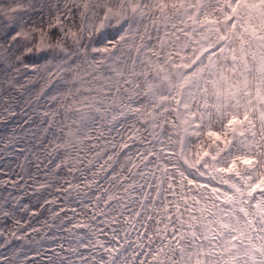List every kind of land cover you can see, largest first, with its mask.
Here are the masks:
<instances>
[{
    "label": "bare ground",
    "instance_id": "6f19581e",
    "mask_svg": "<svg viewBox=\"0 0 264 264\" xmlns=\"http://www.w3.org/2000/svg\"><path fill=\"white\" fill-rule=\"evenodd\" d=\"M184 23L177 30L180 41ZM172 30L169 47L175 43ZM125 34L126 27L121 39ZM35 42L42 45L38 37ZM44 49L48 59L37 73L27 74L33 82L17 109L27 113L15 126L17 139L0 138V179L8 173L16 185L0 186V198L11 193L29 205L27 214L17 205L19 222L9 219L0 228V264H66L69 259L111 264L117 251L119 264H264V200L171 197V147L155 122H165L161 103L172 90V75L181 77V59L173 73L156 76L160 63L151 48V150H146L149 138L127 134L115 118L129 105L146 106L144 93L123 80L100 98L104 79L121 69L122 59L92 46ZM181 53L168 55L169 62ZM182 88L181 79L174 81V89ZM44 136L57 142L53 151L44 152ZM128 140L134 144L126 148ZM41 184L61 199L71 186L76 223L57 222L54 216L38 221L32 215Z\"/></svg>",
    "mask_w": 264,
    "mask_h": 264
},
{
    "label": "rangeland",
    "instance_id": "374dc122",
    "mask_svg": "<svg viewBox=\"0 0 264 264\" xmlns=\"http://www.w3.org/2000/svg\"><path fill=\"white\" fill-rule=\"evenodd\" d=\"M258 1V0H256ZM11 0H6L5 7ZM30 0H23L25 6ZM44 9L22 13L27 31L36 29L40 40L50 41L48 8L59 3L74 14L64 21L70 29L90 33L109 29L115 22H126V34L118 50L111 44L105 54L124 64L103 81L100 98L109 97L123 80L144 93L146 106L129 105L123 115H115L118 125L132 136H146L144 149L151 150V48L158 53L156 76L178 68L171 89L161 105L165 122L155 127L165 134L171 147V197L180 200H264V30L260 40H250L245 22L264 25V13L249 9L253 0H31ZM185 22L180 41L178 27ZM235 25V26H234ZM173 29V30H172ZM174 36V46H168ZM153 35H156L153 36ZM110 39V38H108ZM152 40V42H151ZM41 41V40H40ZM179 55L180 58H165ZM92 51V50H89ZM199 64L194 72H189ZM181 79V91L174 81ZM155 82V78H154ZM211 90H210V87ZM162 101L160 92H155ZM98 98L93 99L97 104ZM46 133V132H45ZM45 153L56 148L50 137L42 138ZM126 141V148L133 145Z\"/></svg>",
    "mask_w": 264,
    "mask_h": 264
},
{
    "label": "snow or ice",
    "instance_id": "6c2138e0",
    "mask_svg": "<svg viewBox=\"0 0 264 264\" xmlns=\"http://www.w3.org/2000/svg\"><path fill=\"white\" fill-rule=\"evenodd\" d=\"M44 9V4L37 8L30 0L27 6L23 0H11L5 7L0 5V138H6L10 143L14 142L15 126L27 113L17 111L22 107L23 93L26 86L32 84V75L40 70L41 62L46 61L49 51L43 48L35 47L36 29L29 33L26 29L28 20L24 19L22 13H32ZM46 15L47 20L40 19L36 23L48 25L51 38L61 35L64 29V21L74 18V14L67 7L63 9L59 3L55 7H49ZM108 38V33L103 31L97 40V44L103 43ZM45 39L43 28H40V40ZM22 77V79H21ZM11 133V134H9ZM5 178L0 179V186L12 184L15 187V181H12L10 174L4 173ZM11 205V207H9ZM17 205L23 209L25 214L29 212V205L21 203L19 198L11 196L0 198V228L5 221L11 219L14 223L17 220ZM36 213L32 211V215Z\"/></svg>",
    "mask_w": 264,
    "mask_h": 264
},
{
    "label": "clouds",
    "instance_id": "9594fccd",
    "mask_svg": "<svg viewBox=\"0 0 264 264\" xmlns=\"http://www.w3.org/2000/svg\"><path fill=\"white\" fill-rule=\"evenodd\" d=\"M127 26L126 22L117 23L115 25L116 29H119L117 34L114 37H111L110 39L105 40L103 43L97 44V40L100 36V33H90L87 30H79V29H70L69 32H63L61 35L51 38L50 37V43L53 45V50L56 49V47L60 48H66L69 50L74 49L77 45L80 47H89L92 46L94 48H106L109 46V44L112 45L113 50H118L119 45L122 43L121 41V35L123 32V29ZM50 31V29L48 30ZM107 31V29H105ZM43 63V61L41 62ZM199 67V64L194 65L192 69H189V72H194L196 68ZM211 90V85L209 86ZM49 93L45 94V98H47V95ZM119 151V150H117ZM112 155H115V153H112ZM60 163V160H57V165ZM113 163H116L113 161ZM103 179V176L100 177ZM107 182V181H105ZM46 183V182H45ZM95 185H93V188ZM71 186H69L66 191L69 192V195H63V198L57 197L54 192L51 191L49 186H45V184H41L40 188L37 189L39 195L37 197V204L33 206L34 212L36 213L38 221L40 219H46L49 216H54L57 220V222H64L69 225L76 223L75 215L76 210L74 207L69 206V196L71 195ZM69 212L73 213V218L69 219ZM54 243V241H53ZM120 255V253L117 251L114 254L111 255V264H119V260L116 259V256ZM66 264H72L71 259H69ZM84 264H88V262H84ZM107 264V262H106Z\"/></svg>",
    "mask_w": 264,
    "mask_h": 264
},
{
    "label": "water",
    "instance_id": "95a60500",
    "mask_svg": "<svg viewBox=\"0 0 264 264\" xmlns=\"http://www.w3.org/2000/svg\"><path fill=\"white\" fill-rule=\"evenodd\" d=\"M117 23H121V22H117ZM117 23L113 24V25H112V28H111V30H112V32H113L114 34L117 33V32L119 31V29H116V28H115V25H116Z\"/></svg>",
    "mask_w": 264,
    "mask_h": 264
}]
</instances>
